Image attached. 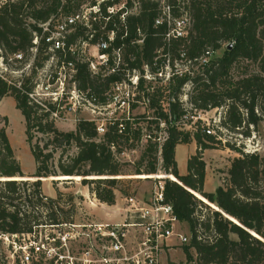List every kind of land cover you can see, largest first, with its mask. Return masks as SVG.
<instances>
[{"label":"trees","instance_id":"trees-1","mask_svg":"<svg viewBox=\"0 0 264 264\" xmlns=\"http://www.w3.org/2000/svg\"><path fill=\"white\" fill-rule=\"evenodd\" d=\"M121 2L22 0L0 9V58L6 67L10 65L8 56L23 63L36 50L29 77L10 83L0 76V102L8 96L15 99L37 164L33 176L37 180H16L24 178V172L6 127L0 126V234L21 236L40 227L73 223L75 207L65 211L61 193L56 199L45 196L43 178L82 177V184L91 188L101 204L115 206L120 184L117 177L125 165L122 156L143 145L135 173L155 174L161 151L163 169L174 180L167 182V201L174 206L178 220L190 226L192 239L184 251L187 263L182 264H264V156L227 141V147L238 157L231 161L225 185L215 193L205 191L203 149L189 159L187 175L179 173L176 161L178 146L193 140L201 146L214 138L207 134L201 119L188 120L187 125L193 124L194 130L185 132L186 115L199 117L221 109L223 115L217 128L220 136L223 132L237 135L240 143L250 140L263 122L264 0H126L124 8L110 14L109 9L120 7ZM163 3L170 7L172 20L189 16L191 25L186 37L168 39L169 22L157 25L163 17ZM84 6H98L99 13L92 12L88 23L70 28L64 49L54 51L48 39L60 24L57 20L79 14ZM51 19L54 20L50 22ZM103 42L108 43L107 49L99 47ZM82 45L98 47L100 55L108 57L106 65L93 71L92 63L80 55ZM225 47L222 56H213ZM20 54L22 60L16 58ZM53 56L57 57L59 68L74 67L76 90L98 106L108 104L117 85L131 86L128 75H138L137 103L132 111L142 105L146 112L135 116L134 123L122 116L114 118L103 135L98 133L99 124L87 119L78 120L74 131H60L52 114L60 113L61 104L33 97L37 70L43 69ZM165 67L172 69L168 81L157 76ZM177 67L182 76L175 73ZM146 68L154 79H146ZM187 88L189 94H185ZM184 96H188L187 102L183 101ZM162 122L168 137L160 149L158 142L143 138L146 132L159 131ZM34 132L47 138L43 145L34 142ZM72 147H76V155L61 157L56 166L58 150ZM191 192L219 210L213 211L207 221H201L196 217L198 198ZM73 199L70 198V205Z\"/></svg>","mask_w":264,"mask_h":264},{"label":"rangeland","instance_id":"rangeland-1","mask_svg":"<svg viewBox=\"0 0 264 264\" xmlns=\"http://www.w3.org/2000/svg\"><path fill=\"white\" fill-rule=\"evenodd\" d=\"M126 0L121 2V5L125 4ZM120 5V6H121ZM84 6L81 12H85L88 9ZM66 17L62 16L60 19ZM223 50L217 52L213 56H222ZM76 50V49H75ZM80 55L85 61L91 62L92 67H97V69L103 65L100 59V53L98 47L90 45H82L79 48ZM31 55L28 59L24 60L23 63L14 62V57L8 56L9 66L6 67L4 60L0 58V76L9 81L10 83H16L23 76L29 77L32 74L33 64L35 62L36 50H32ZM57 57L53 56L48 62L45 63L43 69L37 70V73L33 79V83L36 88L33 94L34 99L37 101L52 102L53 98H56L58 94L65 95L61 101L60 119H56V126L60 131L71 132L76 129L78 120L87 119H107L113 117L115 114L122 115L121 111L116 110L115 106H112L108 110H95L91 105H83L81 99L71 100L67 99L66 95L73 96L76 86L74 84V73L71 71H66V75L61 76L60 68L58 67ZM66 67V66H61ZM70 67V66H68ZM96 69V71H97ZM181 69L185 70L186 67ZM128 90L133 92V89L128 87ZM190 89L187 88L185 94H189ZM62 97V96H61ZM188 96L183 97V101L187 102ZM74 103V104H73ZM76 103V106H75ZM71 107V108H70ZM190 108L189 105H187ZM146 112L144 106H140L134 111L135 116L143 115ZM223 115V111L220 109H213L209 112L201 114V118L206 125H209L212 129H215L214 138L206 141L204 145L199 146L194 140L187 145H180L176 150V161L178 163V169L181 174L188 173V161L189 159L196 155L201 149L203 154V160L206 163V174L209 175V187L208 191H214L217 186L225 185L228 177V170L231 165L232 159L238 157V155L227 147V141L230 144H234L237 147L246 148L250 152L257 151L260 155L264 156V120L255 129L254 136L250 140L242 141L241 143L237 138V135L228 134L223 132L224 135L219 134L216 124H219ZM5 118L7 119V124L5 123ZM0 126L6 127L8 137L10 139L11 145L14 149L15 157L22 166L24 172V178H16L17 181H35L37 180L33 176L36 174L37 164L32 155L31 147L27 142L26 134V122L25 119L17 109L15 99L12 96L5 97L0 102ZM184 131H193V124L190 126H184ZM35 133L36 139L34 142H40L43 145L46 141V137L42 134ZM43 140V141H41ZM143 145L136 146V150L126 151V156H122V162L125 164L122 168V174L117 177L120 181L118 186V191L116 192L118 204V212H112L109 208L102 207L99 201H95V198H90L91 188L82 184L83 178L77 177L65 178L62 176L43 178V193L47 197H52L56 199L58 193L63 194L61 206L65 211H69L72 206L75 207L73 216V223H87L91 224L94 222H104V223H122L123 218L120 213L126 208L125 199L131 196L143 197L148 194L152 189L151 180H145L135 173V163L137 162L140 153L142 152ZM65 152L64 156L62 154ZM77 153L76 147H72L69 150H58L55 154L54 163L57 166L59 159L64 157L67 159L69 156H75ZM95 178V177H94ZM93 179V178H92ZM85 192L87 197H78L76 193ZM89 191V192H88ZM206 191V190H205ZM192 193V192H191ZM198 198V206L196 211V217L200 218L201 221H207L208 217H212L213 211H218L214 204L209 203V201H204L200 195L192 193ZM89 195V197H88ZM77 197L78 199H73L70 205V198ZM75 197V198H76ZM95 203V204H94ZM178 229L183 232L188 238V243L174 247L172 249H166L162 256V264H182L187 263L185 248L191 243L192 234L190 226L186 222H180ZM41 231H45L44 229ZM53 229L47 230L48 233H52ZM250 235L255 239L258 237L255 234L250 233ZM235 239L237 237L234 236ZM22 240L16 238L15 236H6L0 234V264H21L20 258L21 254H16L17 246L22 244ZM73 250H76L74 246ZM195 256L194 251L192 250ZM19 256V257H18ZM190 264H197L195 261Z\"/></svg>","mask_w":264,"mask_h":264},{"label":"built area","instance_id":"built-area-1","mask_svg":"<svg viewBox=\"0 0 264 264\" xmlns=\"http://www.w3.org/2000/svg\"><path fill=\"white\" fill-rule=\"evenodd\" d=\"M22 0H0V9L7 4L17 3ZM65 2V0H63ZM160 1V0H154ZM102 2V1H101ZM125 4L120 7L110 8L109 13H115L118 8H124ZM92 12L99 13V7H93L85 12L79 13L72 17L59 19V26L56 32L48 39L53 43V50L64 49L66 35L70 32V28L77 23H88L91 19ZM171 9L163 3V17L157 21V25L167 20L171 26L167 38H184L188 35L190 28V18L186 14L180 19H171ZM124 18V16H123ZM54 19H51L53 21ZM113 40V35L111 37ZM37 43V42H35ZM101 49H107L108 43L103 42ZM99 49V48H98ZM18 60H22L23 56L17 55ZM103 65H106L108 57L100 56ZM61 67L60 75H66V71L75 73L74 67ZM96 71L97 67H91ZM98 71V69H97ZM146 79L151 80L155 77L148 74L146 68ZM176 74L182 76V72L175 70ZM157 76L165 81L170 80L172 76L171 67H165V71H158ZM131 86L128 83L116 86L115 94L108 99V104L98 106L86 99L85 95L77 90L72 91L73 96L66 95L67 99H81L83 105H91L95 110H108L112 106L116 110L121 111L122 115L115 114L107 119H94L98 125L99 135L106 133V126L112 123L114 118L124 117L123 120L134 123V111L132 106L137 103L135 90L138 85L139 77L134 74L132 77L128 75ZM133 88V92L128 90ZM62 96V97H61ZM65 95L58 94L53 98L52 103H60ZM185 101V100H184ZM186 102V101H185ZM72 104V102H71ZM74 104V103H73ZM76 106V103H75ZM52 117L60 119V113H53ZM203 120L201 114L199 117H189L186 115L183 119L184 126H188V120ZM204 122V121H203ZM220 123V122H219ZM161 129L154 131L153 134H145L143 140H153L158 142L160 149L163 142L168 137L166 124H160ZM191 126V125H190ZM207 126V134L214 135V128ZM215 127L219 128V124ZM123 129V125H121ZM248 151V150H247ZM250 152V151H248ZM257 152V151H254ZM127 154L124 153L123 156ZM158 171L153 175H142L145 180H151L152 189L143 197L131 196L125 199L126 208L122 211V223H104L94 222L87 223H67L59 226H45L35 229L33 233L27 235H17L18 239L23 242L17 246L16 254H21V264H32L33 262L42 264H162V256L166 249H172L169 243L173 239H177L180 245L187 244L188 238L181 232L178 227L180 221L175 214L174 206L167 201L166 185L168 181H174L173 175L167 173L163 169L162 152L159 153ZM140 176V177H142ZM45 230L44 232L41 230ZM53 229L52 233L47 230ZM76 247L74 251L73 248Z\"/></svg>","mask_w":264,"mask_h":264},{"label":"crops","instance_id":"crops-1","mask_svg":"<svg viewBox=\"0 0 264 264\" xmlns=\"http://www.w3.org/2000/svg\"><path fill=\"white\" fill-rule=\"evenodd\" d=\"M179 173H180V171H179ZM181 174V173H180ZM181 175H186V174H181ZM221 185H219V186H217V188L214 190V191H208V187H209V175H208V173L206 174V182H205V190H206V192H208V193H215L216 192V190L218 189V187H220ZM89 192V191H88ZM76 195L78 196V197H80L79 199H81V196L82 197H87V194L83 191L82 193H76ZM76 197V196H75ZM88 197H89V195H88ZM95 198V196L93 195V194H90V198ZM52 198V197H51ZM76 200L78 199L77 197L75 198ZM95 201H98L96 198H95ZM100 203V202H99ZM95 204V203H94ZM101 204V203H100ZM101 206L102 207H106V208H109L112 212L114 211V212H117V213H119L118 212V204H116L115 206H112V207H110V206H107V205H104V204H101ZM215 206V205H214ZM216 208H217V210H219V208L217 207V206H215ZM227 216V215H226ZM228 217V216H227ZM228 218H230V217H228ZM230 220H232V221H234V219H232V218H230ZM169 246L170 247H177V246H179V242H178V240L177 239H173L172 241H170V243H169Z\"/></svg>","mask_w":264,"mask_h":264},{"label":"bare ground","instance_id":"bare-ground-1","mask_svg":"<svg viewBox=\"0 0 264 264\" xmlns=\"http://www.w3.org/2000/svg\"><path fill=\"white\" fill-rule=\"evenodd\" d=\"M143 178V177H142Z\"/></svg>","mask_w":264,"mask_h":264}]
</instances>
